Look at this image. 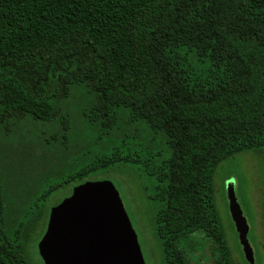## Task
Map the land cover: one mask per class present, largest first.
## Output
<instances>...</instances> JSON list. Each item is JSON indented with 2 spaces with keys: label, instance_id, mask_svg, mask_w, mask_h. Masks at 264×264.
<instances>
[{
  "label": "trees",
  "instance_id": "16d2710c",
  "mask_svg": "<svg viewBox=\"0 0 264 264\" xmlns=\"http://www.w3.org/2000/svg\"><path fill=\"white\" fill-rule=\"evenodd\" d=\"M26 119L45 137L7 142ZM250 152L264 239V0H0V264H28L14 217L46 226L60 187L122 167L153 203L163 264L209 242L236 264L215 175ZM48 176L65 179L39 195Z\"/></svg>",
  "mask_w": 264,
  "mask_h": 264
},
{
  "label": "rangeland",
  "instance_id": "374dc122",
  "mask_svg": "<svg viewBox=\"0 0 264 264\" xmlns=\"http://www.w3.org/2000/svg\"><path fill=\"white\" fill-rule=\"evenodd\" d=\"M13 131L7 137V142L13 139L23 140L31 139L35 141L38 137H45L41 132L44 127L40 123H34L31 120H24L13 126ZM260 154L236 155L223 162L215 175L216 202L220 211L221 219L228 241L232 250L233 258L236 264H248L243 255L242 247L239 244L238 237L235 238V226L231 219L228 201L225 192V183L228 179L234 178L236 181V196L241 206L243 214L250 227L248 239L254 250L255 264H264V239L263 226L261 220L260 203L262 200V173H261V156ZM118 172L112 175L90 178V181L110 180L114 183L119 191L124 207L129 215L131 223L138 234L139 243L146 264H163L161 247L156 239L155 230L152 224L153 203L147 198L142 191L140 180L134 169L120 168ZM65 178L57 176H48L43 181L42 187L39 189V195H42L44 189H50L51 186L57 185L64 181ZM78 183L64 184L49 198L47 206L51 210L65 198L72 194L73 189ZM34 203L26 206L23 212L34 211ZM42 201L40 202V205ZM25 208V207H24ZM49 210V211H50ZM49 217V216H48ZM13 231L19 228V236L21 239H27L26 242V258L28 264H45L40 256L38 245L41 241L47 223L42 221L34 231H30L27 218L24 214L14 217ZM233 224V225H232ZM24 226L21 227V226ZM234 226V229H233ZM217 250L214 244L208 243L199 251L193 254V258L189 264H214L216 260Z\"/></svg>",
  "mask_w": 264,
  "mask_h": 264
},
{
  "label": "water",
  "instance_id": "95a60500",
  "mask_svg": "<svg viewBox=\"0 0 264 264\" xmlns=\"http://www.w3.org/2000/svg\"><path fill=\"white\" fill-rule=\"evenodd\" d=\"M225 192L245 260L255 264L234 178L226 181ZM38 249L45 264H146L138 234L110 180L83 182L54 206Z\"/></svg>",
  "mask_w": 264,
  "mask_h": 264
}]
</instances>
